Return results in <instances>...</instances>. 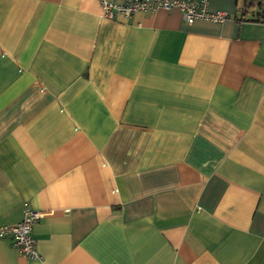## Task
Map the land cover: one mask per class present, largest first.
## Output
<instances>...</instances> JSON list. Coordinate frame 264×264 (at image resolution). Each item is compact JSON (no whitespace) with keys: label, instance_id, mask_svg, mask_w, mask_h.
<instances>
[{"label":"crops","instance_id":"0c3cea01","mask_svg":"<svg viewBox=\"0 0 264 264\" xmlns=\"http://www.w3.org/2000/svg\"><path fill=\"white\" fill-rule=\"evenodd\" d=\"M207 6L0 0V264H264V23Z\"/></svg>","mask_w":264,"mask_h":264},{"label":"built area","instance_id":"2783aa9c","mask_svg":"<svg viewBox=\"0 0 264 264\" xmlns=\"http://www.w3.org/2000/svg\"><path fill=\"white\" fill-rule=\"evenodd\" d=\"M102 15L113 19L117 16L129 18L137 12L154 11L158 8L178 9L187 23L195 20L222 22L229 18L225 10L209 11L207 0H98ZM261 21L264 23V10ZM43 215L42 212L25 206L23 218L16 224L0 226V236H8L14 248L21 255L35 259V240L31 234L32 225Z\"/></svg>","mask_w":264,"mask_h":264},{"label":"trees","instance_id":"16d2710c","mask_svg":"<svg viewBox=\"0 0 264 264\" xmlns=\"http://www.w3.org/2000/svg\"><path fill=\"white\" fill-rule=\"evenodd\" d=\"M236 2L241 1L243 14L235 16L236 21H242L243 16L250 12V18H246L245 21H258L262 17L261 0H235ZM250 8H254L250 11Z\"/></svg>","mask_w":264,"mask_h":264}]
</instances>
